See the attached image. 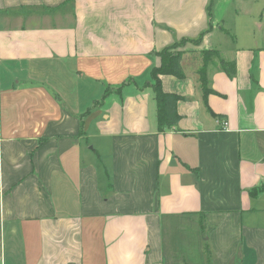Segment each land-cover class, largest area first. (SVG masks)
<instances>
[{
  "label": "crops",
  "instance_id": "crops-1",
  "mask_svg": "<svg viewBox=\"0 0 264 264\" xmlns=\"http://www.w3.org/2000/svg\"><path fill=\"white\" fill-rule=\"evenodd\" d=\"M261 184L264 0H0V264H264Z\"/></svg>",
  "mask_w": 264,
  "mask_h": 264
},
{
  "label": "trees",
  "instance_id": "trees-1",
  "mask_svg": "<svg viewBox=\"0 0 264 264\" xmlns=\"http://www.w3.org/2000/svg\"><path fill=\"white\" fill-rule=\"evenodd\" d=\"M211 10H209L210 13ZM201 35L196 37V39H186L181 38L177 42H174L167 47L162 48L158 51H155L156 56L159 57L157 64L153 65L150 69L151 83L149 85L152 88L154 94V100H156V115H157V126L158 129L163 127H169L177 123L180 118V115L176 111V104L178 102L179 96L171 93L165 92L162 88L159 75L162 74H172L178 78L184 76V71L181 68V59H182V49L184 43L190 41L194 44H199L201 42ZM203 55V65L199 70L200 81L203 85V97L207 95L210 91L205 84L204 78V69L203 67L211 59L212 52L210 50H201ZM222 69H224L229 75H233L235 72L234 63L232 61H222ZM264 191V184L259 185L258 188L252 190L253 193Z\"/></svg>",
  "mask_w": 264,
  "mask_h": 264
},
{
  "label": "rangeland",
  "instance_id": "rangeland-1",
  "mask_svg": "<svg viewBox=\"0 0 264 264\" xmlns=\"http://www.w3.org/2000/svg\"><path fill=\"white\" fill-rule=\"evenodd\" d=\"M235 2H236V4L234 3V6L232 7L233 10L228 12L227 20H232V18L236 17V19H233L234 22L232 24H229V25H232L233 29L236 31V35H237L238 39L240 40L241 35L245 29V24H243L242 21H240V18H241L240 15H242L241 12H243V11L239 5V2L238 3H237V1H235ZM237 16H239V17H237ZM225 18H226V16H225ZM227 27L228 26L225 25V28H227ZM225 36L228 39L232 38L230 35H225ZM225 40H227V39H225ZM190 44L195 45L194 43H190ZM183 45H186V43H184Z\"/></svg>",
  "mask_w": 264,
  "mask_h": 264
},
{
  "label": "built area",
  "instance_id": "built-area-1",
  "mask_svg": "<svg viewBox=\"0 0 264 264\" xmlns=\"http://www.w3.org/2000/svg\"><path fill=\"white\" fill-rule=\"evenodd\" d=\"M222 124L225 126L226 125V122H222Z\"/></svg>",
  "mask_w": 264,
  "mask_h": 264
}]
</instances>
